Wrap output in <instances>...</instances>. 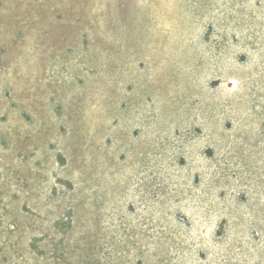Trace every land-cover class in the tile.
Instances as JSON below:
<instances>
[{
    "label": "rangeland",
    "instance_id": "obj_1",
    "mask_svg": "<svg viewBox=\"0 0 264 264\" xmlns=\"http://www.w3.org/2000/svg\"><path fill=\"white\" fill-rule=\"evenodd\" d=\"M0 264H264V0H0Z\"/></svg>",
    "mask_w": 264,
    "mask_h": 264
}]
</instances>
